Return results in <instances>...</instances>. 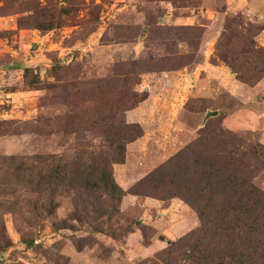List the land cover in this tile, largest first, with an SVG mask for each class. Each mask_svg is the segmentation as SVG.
I'll return each mask as SVG.
<instances>
[{
    "label": "rangeland",
    "instance_id": "rangeland-1",
    "mask_svg": "<svg viewBox=\"0 0 264 264\" xmlns=\"http://www.w3.org/2000/svg\"><path fill=\"white\" fill-rule=\"evenodd\" d=\"M255 189L264 0H0V264H264Z\"/></svg>",
    "mask_w": 264,
    "mask_h": 264
},
{
    "label": "trees",
    "instance_id": "trees-1",
    "mask_svg": "<svg viewBox=\"0 0 264 264\" xmlns=\"http://www.w3.org/2000/svg\"><path fill=\"white\" fill-rule=\"evenodd\" d=\"M121 148V147H120ZM109 190L114 193L116 188L114 186H109ZM192 204L197 206L196 201H191ZM228 202H231L229 200ZM248 208L246 210V218L243 221L246 222V226H251L253 233H260V229L264 227V193L258 192L256 189L250 193V197L247 201ZM230 208L232 210V203H230ZM200 216L203 219V214L200 212ZM205 226V223H204Z\"/></svg>",
    "mask_w": 264,
    "mask_h": 264
},
{
    "label": "water",
    "instance_id": "water-1",
    "mask_svg": "<svg viewBox=\"0 0 264 264\" xmlns=\"http://www.w3.org/2000/svg\"><path fill=\"white\" fill-rule=\"evenodd\" d=\"M214 114H217L216 112H214Z\"/></svg>",
    "mask_w": 264,
    "mask_h": 264
}]
</instances>
